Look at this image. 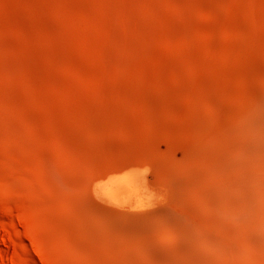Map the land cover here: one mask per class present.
<instances>
[{"label": "rangeland", "instance_id": "rangeland-1", "mask_svg": "<svg viewBox=\"0 0 264 264\" xmlns=\"http://www.w3.org/2000/svg\"><path fill=\"white\" fill-rule=\"evenodd\" d=\"M0 264H264V0H0Z\"/></svg>", "mask_w": 264, "mask_h": 264}, {"label": "bare ground", "instance_id": "bare-ground-1", "mask_svg": "<svg viewBox=\"0 0 264 264\" xmlns=\"http://www.w3.org/2000/svg\"><path fill=\"white\" fill-rule=\"evenodd\" d=\"M133 188H134V181L131 178L128 179L126 178L121 181L112 182L108 188V193H109L108 196L110 195L111 197H115L112 199H117L118 197L125 196L127 193L126 191L129 189L133 190Z\"/></svg>", "mask_w": 264, "mask_h": 264}]
</instances>
